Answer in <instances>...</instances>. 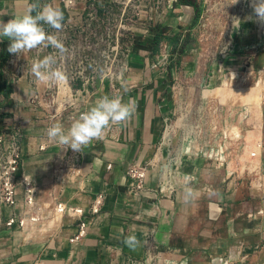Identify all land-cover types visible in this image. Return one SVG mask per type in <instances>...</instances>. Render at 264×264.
I'll list each match as a JSON object with an SVG mask.
<instances>
[{
  "label": "crops",
  "instance_id": "1",
  "mask_svg": "<svg viewBox=\"0 0 264 264\" xmlns=\"http://www.w3.org/2000/svg\"><path fill=\"white\" fill-rule=\"evenodd\" d=\"M84 1L79 0L76 11L67 14L59 0H0V23L28 13L33 4H50L64 12V20L77 22ZM195 15L193 6L176 2L158 33L172 38L186 32ZM153 40L141 42L135 50L119 93L113 94L107 86L87 107L88 111L107 95L125 103L131 100L134 114L110 125L102 139L93 140L82 152L63 149L46 133L57 123L67 131L87 104L62 111L44 103L35 109L31 99L36 84L43 88L31 71L37 57L24 55L19 65L7 66L8 75L0 84V135L15 128L22 131L21 171L38 185L40 214L44 217L62 203L82 209L84 215L68 213L58 228L62 218L55 216L52 225L39 228L52 231L47 237L31 236L35 225L28 230L1 225L0 264H128L129 258L138 264H218L225 255L236 257L242 247H264V189H249L247 179L253 173L242 171L239 163L244 149L229 151L177 140L180 123L173 121L171 98L174 77L156 58ZM9 43L0 37V61ZM46 143L48 148L42 151ZM135 166H148L145 184L157 196L131 192L128 170ZM72 168L78 174L72 175ZM189 188L191 196L186 193ZM100 196L102 205L94 213ZM22 211L20 204L9 213ZM83 221L86 236L71 242ZM130 234L139 240L134 249L124 244Z\"/></svg>",
  "mask_w": 264,
  "mask_h": 264
},
{
  "label": "rangeland",
  "instance_id": "2",
  "mask_svg": "<svg viewBox=\"0 0 264 264\" xmlns=\"http://www.w3.org/2000/svg\"><path fill=\"white\" fill-rule=\"evenodd\" d=\"M197 3L200 12L189 30L176 35L179 40L183 37L184 44L178 55L169 44L168 49L160 44L159 50L164 55L161 63L174 77L171 98L175 109L172 119L180 123L177 140L229 151L243 148L239 163L242 171L253 173L247 180L255 192V183L264 173V23L256 18L253 0ZM234 18H238V29L233 28ZM193 145L189 147L196 151ZM254 166L261 169L252 171ZM55 209L42 216L43 223L34 226L31 236L47 237L52 232L44 227L42 233L39 228L55 222ZM60 220L57 228L63 222ZM218 264H264V247H242L236 257L225 255Z\"/></svg>",
  "mask_w": 264,
  "mask_h": 264
},
{
  "label": "built area",
  "instance_id": "3",
  "mask_svg": "<svg viewBox=\"0 0 264 264\" xmlns=\"http://www.w3.org/2000/svg\"><path fill=\"white\" fill-rule=\"evenodd\" d=\"M59 2L67 14L75 12L79 5V0ZM176 2L177 0H85L79 21L70 18L64 20L63 29L58 33L44 25L47 32L58 36L63 44L62 50L41 46L19 55L11 53L2 69L3 79L8 75L7 66L22 63V56L33 54L37 57L35 62H38L51 55L55 58L53 67L60 70L65 79L61 83H42V89L36 84L31 104L35 109L46 103L66 111L83 103L87 104L83 109L86 112L87 107L92 104V97L103 88L110 86L113 94L119 93L118 87L124 84L135 50L141 42L155 37ZM175 36L176 34L172 37ZM168 44L163 41L161 48L168 49ZM182 45L183 37L179 40L176 55ZM156 58H164L163 53L157 54ZM22 135L19 128L0 135V226L28 230L31 225L41 221L42 215L37 200L38 185L31 176L21 171ZM47 148L48 143L40 147L42 151ZM252 157H255L254 153ZM71 173L78 174L75 168H72ZM147 174L148 166H135L128 170L132 179V193L147 197L158 195L156 190L146 186ZM20 204L23 206L20 214L9 213ZM101 205L102 196L93 212L99 213ZM56 206L61 212L66 210L64 214L69 211V214L78 218L84 215L82 209L67 208L62 203ZM86 234L87 223L83 221L71 242H78ZM128 264H138V261L129 258Z\"/></svg>",
  "mask_w": 264,
  "mask_h": 264
},
{
  "label": "clouds",
  "instance_id": "4",
  "mask_svg": "<svg viewBox=\"0 0 264 264\" xmlns=\"http://www.w3.org/2000/svg\"><path fill=\"white\" fill-rule=\"evenodd\" d=\"M253 11L256 18L264 23V0H253ZM39 10L37 11V9ZM35 11V15H33ZM238 18L233 19V28L238 29ZM64 12L50 4L40 7L33 4L28 13L13 18L7 23H0V37H6L10 43L8 52L12 54H22L25 51L37 49L41 46H51L62 50L63 44L57 35L46 31L44 25L55 30L57 33L63 29ZM55 58L51 55L44 57L32 66V74L38 82L61 83L64 74L53 67ZM134 114L132 101L127 103L122 98H110L105 95L100 98L90 110L80 114L70 128L65 131L64 127L57 123L47 129V137L63 149L71 148L73 151H83L93 140L102 139L105 130L110 125L123 123ZM26 179V178H25ZM187 195H192V190L186 189ZM124 244L134 249L139 245L136 235L130 234Z\"/></svg>",
  "mask_w": 264,
  "mask_h": 264
},
{
  "label": "trees",
  "instance_id": "5",
  "mask_svg": "<svg viewBox=\"0 0 264 264\" xmlns=\"http://www.w3.org/2000/svg\"><path fill=\"white\" fill-rule=\"evenodd\" d=\"M177 5H188V6H193L197 12V14L200 12V6L197 3V0H177ZM159 31V30H158ZM166 41L169 43V45L173 48H177L178 43H179V36H175V37H168L165 38L163 37L161 34L156 33L154 40H153V52L155 54L159 53L160 50V44ZM184 45V44H183ZM8 46L5 48V53L3 54V56L1 57V61H0V84H4V80H3V73H2V69L3 67L6 65L7 60L9 59L11 53L8 52ZM184 49V48H183ZM181 49V50H183ZM184 51V50H183ZM182 51V52H183ZM5 96V92L3 93Z\"/></svg>",
  "mask_w": 264,
  "mask_h": 264
},
{
  "label": "bare ground",
  "instance_id": "6",
  "mask_svg": "<svg viewBox=\"0 0 264 264\" xmlns=\"http://www.w3.org/2000/svg\"><path fill=\"white\" fill-rule=\"evenodd\" d=\"M166 136H167V135H166ZM260 169H261V168H260L259 166H258L257 168H256L255 166H254L253 168H251L252 171H256V170H260ZM255 185H256V187H257L258 189H264V173H262V172L260 173V177H259L258 181H256ZM65 211H66V210H65ZM65 211H64V212H61L59 209H57V206H56V209H55V212L57 213L56 215L61 216L62 219H63V216H64V215L70 213L69 211H67V213L64 214ZM43 219H44V218H43ZM43 219H41L40 222H42ZM40 222H39V223H40ZM39 223L35 224V226H36V225L38 226Z\"/></svg>",
  "mask_w": 264,
  "mask_h": 264
}]
</instances>
